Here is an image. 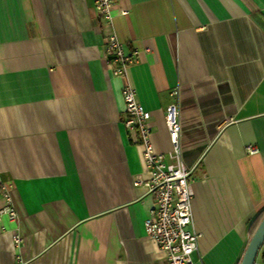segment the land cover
Here are the masks:
<instances>
[{
    "label": "crops",
    "instance_id": "1",
    "mask_svg": "<svg viewBox=\"0 0 264 264\" xmlns=\"http://www.w3.org/2000/svg\"><path fill=\"white\" fill-rule=\"evenodd\" d=\"M114 3L112 30L134 56L122 77L95 0H0V211L8 185L18 215L0 221V264H166L143 226L154 198L134 183L149 174L127 85L157 153L180 106L196 263L240 264L264 211V0Z\"/></svg>",
    "mask_w": 264,
    "mask_h": 264
},
{
    "label": "built area",
    "instance_id": "2",
    "mask_svg": "<svg viewBox=\"0 0 264 264\" xmlns=\"http://www.w3.org/2000/svg\"><path fill=\"white\" fill-rule=\"evenodd\" d=\"M95 5L103 27L111 30L105 40L106 54L111 58L109 65L115 76L122 77L134 63V56L119 42L112 30L114 0H95ZM122 13L127 14L125 11ZM122 93L125 124L132 135L138 132L149 174L148 180L139 175L134 183L144 185L154 198L153 207L143 225L146 236L165 253L166 264H197L195 256L199 253V235L193 229L192 168L183 159L180 106L176 102L170 104L164 116L172 148L167 153H157L151 141V113L137 99L130 85L125 86ZM170 96L177 100L179 90L175 88ZM248 152L255 153L256 149L249 147ZM2 191L7 206L0 211V221L6 215L15 222L18 215L12 205L11 187L2 185ZM13 239L16 244L20 242L18 235H14Z\"/></svg>",
    "mask_w": 264,
    "mask_h": 264
},
{
    "label": "water",
    "instance_id": "3",
    "mask_svg": "<svg viewBox=\"0 0 264 264\" xmlns=\"http://www.w3.org/2000/svg\"><path fill=\"white\" fill-rule=\"evenodd\" d=\"M262 246H264V218L250 239L240 264H255Z\"/></svg>",
    "mask_w": 264,
    "mask_h": 264
},
{
    "label": "trees",
    "instance_id": "4",
    "mask_svg": "<svg viewBox=\"0 0 264 264\" xmlns=\"http://www.w3.org/2000/svg\"><path fill=\"white\" fill-rule=\"evenodd\" d=\"M263 218H264V211L261 213V215L259 216L255 226L252 229V232L250 234L251 238H252L253 234L256 232V230H257L258 226L260 225L261 221H263Z\"/></svg>",
    "mask_w": 264,
    "mask_h": 264
}]
</instances>
